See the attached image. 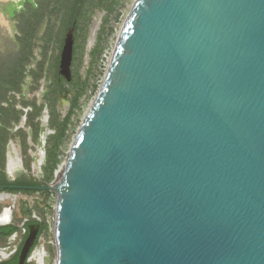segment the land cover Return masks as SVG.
<instances>
[{"label": "water", "instance_id": "1", "mask_svg": "<svg viewBox=\"0 0 264 264\" xmlns=\"http://www.w3.org/2000/svg\"><path fill=\"white\" fill-rule=\"evenodd\" d=\"M24 189L58 193L57 264H264V0H139L60 183Z\"/></svg>", "mask_w": 264, "mask_h": 264}, {"label": "rangeland", "instance_id": "2", "mask_svg": "<svg viewBox=\"0 0 264 264\" xmlns=\"http://www.w3.org/2000/svg\"><path fill=\"white\" fill-rule=\"evenodd\" d=\"M138 1H87L78 32L75 29L74 32L69 31L64 39L65 42L69 34L73 35V60L70 76L62 74L60 60V73L68 92L53 97L52 103L55 106L57 120V126L53 128L49 107L51 101L47 99V91L55 72L52 67L54 58L61 56L62 49L59 43L62 40L61 31L69 13L71 14L73 10V0H31L26 3L23 0H0V18L8 23L0 22V58L14 62L15 55L22 51L18 46L21 29L29 25V22L39 20L42 22L38 44L34 51L35 59L25 68V79L21 87L22 97L18 96L22 103L37 107L43 106L41 115L34 120L35 124L39 123L41 132L38 140L34 141L30 136L32 127L27 116H22L19 122H16L14 120L16 117H13V134L6 145L4 168L8 181L11 183L19 181L43 183L48 137L59 130L60 135L63 136V144L57 153L61 163L54 172L53 180L44 185L60 183L76 136L103 86L106 74L103 68L107 61L105 55L108 57L113 55L122 30ZM2 12H13L15 18H4ZM75 33L78 34L77 41ZM76 48L77 52H75ZM40 63H44V75L36 80L32 72L37 70ZM73 76L74 83L70 85ZM17 108L29 110L21 104H18ZM46 110L48 114L45 113ZM24 135H29L26 139L28 148L25 146ZM27 163L29 166L26 165ZM0 194L10 195L9 199L0 202V219L5 209H11L12 219L9 225L13 224L21 229L20 233L14 236L15 245H18L24 235L21 227L27 220L47 225V231L40 237L38 245L31 253L29 264H40V261L42 264H57L55 223L58 193L36 190L29 193L0 190ZM1 242V248H5L10 241Z\"/></svg>", "mask_w": 264, "mask_h": 264}, {"label": "trees", "instance_id": "3", "mask_svg": "<svg viewBox=\"0 0 264 264\" xmlns=\"http://www.w3.org/2000/svg\"><path fill=\"white\" fill-rule=\"evenodd\" d=\"M87 1L88 0H73V10L71 11L69 19L66 20V22H64L62 27V31H61L62 40L59 42L60 49H62L64 45V39L70 29L73 28L75 29L76 32H78L77 29L80 28L81 18L83 16ZM41 24L42 22L40 20L36 22H29V25H26L21 29V35L18 38V46L22 49V51H20L15 55L14 58H16L15 59L16 61L14 60L13 62L12 60L9 61V59L5 60L0 58V119L2 120L0 121V186L16 184L17 186L37 187V186H42L44 184H48L53 180L54 172L61 163V159L59 158L57 153L59 151V148L63 144V136H61L59 130H57L54 135H50L48 137L47 160L44 167L45 180L43 183L25 182V181L11 183L6 179L4 173L5 160H6V145L10 136H12L13 134L12 131L13 117H16L14 120H16V122H19L22 116L24 115L27 116L29 123L32 127L30 136L34 141L38 140L39 133L41 132V127L39 123L35 124L34 120L35 118L41 115L43 106L41 107H37L35 105L31 106L27 103H22V101L18 99V96L19 95L21 96V87L23 84V80L25 79V68L35 59L34 51H35V47L38 44L37 40L39 38V29L41 27ZM75 35L77 41L78 34L75 33ZM75 52H77V48L75 49ZM59 65H60V56L58 58L57 57L54 58V64L52 67L54 68L55 72L47 91V99L51 101V104L49 103V107H50V116H51V126L53 128H56L57 126L55 106L52 103L53 97L68 92L64 84V78L60 73ZM43 66L44 63H40L37 70H34L32 72L36 80H39L40 78L43 77L44 75ZM73 83H74V76H73V81L70 83V85H72ZM95 90H97V87H95ZM18 104H21L24 108H29V110L26 112L24 109L21 110L17 108ZM24 137L26 140L29 137V135L26 136L24 135ZM26 142L27 140L25 141V146L26 148H28ZM26 165L29 166L28 163ZM32 191L34 190L24 189V190H11L9 192L29 193ZM7 230L9 234H14L18 232L20 229L16 225L14 226L10 225L7 228ZM46 231H47V225L41 224L38 231L36 244L32 248V251L38 245L39 238ZM18 263H19V257H17L15 261L12 262L11 264H18Z\"/></svg>", "mask_w": 264, "mask_h": 264}, {"label": "flooded vegetation", "instance_id": "4", "mask_svg": "<svg viewBox=\"0 0 264 264\" xmlns=\"http://www.w3.org/2000/svg\"><path fill=\"white\" fill-rule=\"evenodd\" d=\"M25 3L27 2V1H31V0H23ZM23 2V3H24ZM73 6V5H72ZM21 8H23V7H21ZM2 15L4 16V18L5 17H8L9 19H12V18H15V15H14V13L13 12H2ZM69 17H70V13H69V16L67 17V19L66 20H68L69 19ZM81 20H82V18H81ZM0 22L2 23V22H4V23H6V24H8L5 20H3L2 18H0ZM66 22V21H65ZM3 23V24H4ZM81 23V22H80ZM69 31H73L74 32V29L72 28V29H70ZM68 31V32H69ZM12 185H16V184H12ZM42 223H39V222H36V223H34V222H31L30 220H27L26 222H25V231H24V235H22V238L20 239V241H19V243H18V245H15L14 243H13V241H14V236L15 235H17V234H19L20 233V230L18 231V232H16V233H14V234H9V232H8V230H7V228L9 227V226H5V227H0V264H11L12 262H14L15 261V259L17 258V257H19V255H20V252H21V250H22V247H23V245H24V243H25V241H26V239L28 238V236L30 235V232H31V230H30V227L31 226H38V231H39V228H40V225H41ZM11 226H14L13 224L11 225ZM29 227V228H28ZM37 235H38V232H37ZM36 239H37V236H36ZM36 239H35V242H34V244H33V247H34V245L36 244ZM40 239V238H39ZM3 240H9L10 242H8V246L7 247H5V248H1V245H2V242L1 241H3ZM38 242H39V240H38ZM32 247V248H33ZM2 251V252H1ZM33 251L31 250V253H32ZM31 256V255H30ZM29 261H30V257H29ZM29 261L27 262V264H29Z\"/></svg>", "mask_w": 264, "mask_h": 264}, {"label": "bare ground", "instance_id": "5", "mask_svg": "<svg viewBox=\"0 0 264 264\" xmlns=\"http://www.w3.org/2000/svg\"><path fill=\"white\" fill-rule=\"evenodd\" d=\"M2 23H4V22H2ZM4 24H6V23H4ZM71 54H72V41L69 40L68 41V47L65 50V54H64V65H65V67H67L70 64ZM9 198H10V195H8V194H0V202L7 200ZM11 216H12V210L11 209H5V211L3 212L2 217L0 219V223L1 224H9L10 220L12 219ZM40 264H42V261H40Z\"/></svg>", "mask_w": 264, "mask_h": 264}, {"label": "built area", "instance_id": "6", "mask_svg": "<svg viewBox=\"0 0 264 264\" xmlns=\"http://www.w3.org/2000/svg\"><path fill=\"white\" fill-rule=\"evenodd\" d=\"M105 58H106V63H104V71H105V73H107V70H108V68H109V65H110V62H111V58H112V55L110 56V57H108L107 55H105ZM25 110V109H24ZM25 111H27V110H25ZM10 224V223H9ZM9 224H7V226H10ZM22 230H23V232L25 231V225L23 224L22 225ZM21 230V229H20ZM43 251V250H42ZM43 253H44V251H43ZM31 258V257H30Z\"/></svg>", "mask_w": 264, "mask_h": 264}]
</instances>
